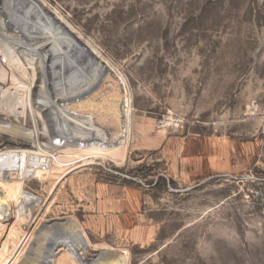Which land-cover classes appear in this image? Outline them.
I'll return each instance as SVG.
<instances>
[{
    "label": "rangeland",
    "instance_id": "1",
    "mask_svg": "<svg viewBox=\"0 0 264 264\" xmlns=\"http://www.w3.org/2000/svg\"><path fill=\"white\" fill-rule=\"evenodd\" d=\"M2 90L0 152L40 155L21 199L0 176V264L58 225L105 264H264V0H0ZM175 151L203 174L171 184ZM98 184L142 193L152 239L105 227Z\"/></svg>",
    "mask_w": 264,
    "mask_h": 264
},
{
    "label": "crops",
    "instance_id": "2",
    "mask_svg": "<svg viewBox=\"0 0 264 264\" xmlns=\"http://www.w3.org/2000/svg\"><path fill=\"white\" fill-rule=\"evenodd\" d=\"M178 155L179 152L175 151L167 159V177L169 179L181 184H188L203 174V162H200L197 157L190 154L179 157ZM208 166L210 170L216 172L225 168L226 165L220 163L219 158L214 156L210 159ZM97 190V195L101 198L98 203L99 210L109 220L104 221L106 228H121L135 243H146L152 239L150 228L142 229L141 224V228L138 227V221H127L133 218L134 213L141 205L142 193L140 191L105 184H98ZM111 219L121 221H110Z\"/></svg>",
    "mask_w": 264,
    "mask_h": 264
},
{
    "label": "bare ground",
    "instance_id": "3",
    "mask_svg": "<svg viewBox=\"0 0 264 264\" xmlns=\"http://www.w3.org/2000/svg\"><path fill=\"white\" fill-rule=\"evenodd\" d=\"M59 25H60V32H59V36H60L63 33L62 32L63 28H62V25L60 23H59ZM0 92L5 93L6 91L2 90ZM9 106L12 110L11 112L21 113L18 111V109H21V108H17L15 104H10ZM23 154L26 155V158L24 160V164H23V168H22L21 162H22V155ZM39 155L40 154L38 152L28 151V150H23V151L11 150V151H5V152L1 151L0 152V176L1 177L8 178V176L12 172H16V171L21 170L22 176L20 179L21 180L20 192H19L18 196L16 197V199L22 198V196H23L22 181L25 180L26 178H29L30 169H31L32 165L35 163V161ZM35 166L39 167L40 169H44L46 165L43 162L39 166L38 165H35ZM5 201L3 200V202H5ZM58 230L61 231V233L59 235H63V236L60 237L61 240L58 241V243L52 247V249L50 251V255L47 256V258L50 261L48 264H54L53 260H54L55 256L59 253H64L66 255L65 257H68L73 262V264H79V262L77 260V256L75 255V251H77L79 253L81 259H86L85 256H86V252H87V245H85L83 240L78 237V234L76 233L75 229L71 226H67V225L51 226L50 228L47 229V231H48V233L46 234L47 236L43 237L44 242L47 241L49 239V237H52V238L55 237L54 231H58ZM44 249H45V251H43V254L39 257L40 260L38 262H36L34 260V258L36 257L35 256L32 260L26 261L25 264H35V262L38 264H42L43 260L45 258V255H46L47 247ZM100 256H101V254H98V257H100ZM99 261H104V264H105V262H107L106 258L99 260ZM99 261H98V264H99Z\"/></svg>",
    "mask_w": 264,
    "mask_h": 264
},
{
    "label": "water",
    "instance_id": "4",
    "mask_svg": "<svg viewBox=\"0 0 264 264\" xmlns=\"http://www.w3.org/2000/svg\"><path fill=\"white\" fill-rule=\"evenodd\" d=\"M83 238L85 239V237H83ZM57 243L58 242L55 239H53L52 237H49V239L47 240V243H46V247H47L46 255H45V258H44L42 264H48L50 262L49 259L47 258V256L50 255V251H51L52 247L54 245H56ZM75 255L77 256V260H78L79 264H98L99 260H102L103 258H105L107 256V254L103 252V253H101L100 257L95 258L93 260H90V259H81L80 255L77 251H75Z\"/></svg>",
    "mask_w": 264,
    "mask_h": 264
},
{
    "label": "trees",
    "instance_id": "5",
    "mask_svg": "<svg viewBox=\"0 0 264 264\" xmlns=\"http://www.w3.org/2000/svg\"><path fill=\"white\" fill-rule=\"evenodd\" d=\"M171 184H174L175 182L174 181H170Z\"/></svg>",
    "mask_w": 264,
    "mask_h": 264
}]
</instances>
